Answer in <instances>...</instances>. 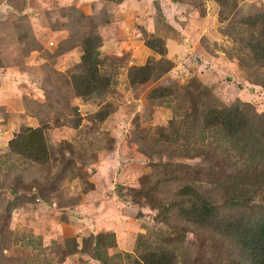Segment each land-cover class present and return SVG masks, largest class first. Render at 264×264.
<instances>
[{
	"label": "rangeland",
	"instance_id": "374dc122",
	"mask_svg": "<svg viewBox=\"0 0 264 264\" xmlns=\"http://www.w3.org/2000/svg\"><path fill=\"white\" fill-rule=\"evenodd\" d=\"M262 11L264 0H0V264H104L99 234H113L100 248L113 261L134 257L145 241L177 264H248L228 237L174 214L163 222L135 190L164 177L154 162L205 165L162 143L174 114L168 101L149 99L151 90L196 80L223 105L241 100L264 112V68L232 32L238 18ZM92 32L108 85L76 95L71 78L83 71L82 39ZM153 37L172 66L131 84L132 66L160 58L145 44ZM23 125L44 127L47 162L10 148ZM167 187L158 195L171 201L177 188ZM171 233L182 240L170 245Z\"/></svg>",
	"mask_w": 264,
	"mask_h": 264
},
{
	"label": "trees",
	"instance_id": "16d2710c",
	"mask_svg": "<svg viewBox=\"0 0 264 264\" xmlns=\"http://www.w3.org/2000/svg\"><path fill=\"white\" fill-rule=\"evenodd\" d=\"M220 1L222 5L227 3V0ZM221 14H224L223 9ZM234 24V38L248 49L258 67L264 68V11L238 18ZM248 28L249 33H241ZM100 41L95 32L82 39L83 71L71 78L76 95L101 93V88L108 85L106 76L99 73ZM145 44L160 58L130 68L129 81L134 85L142 84L172 66L161 38L146 39ZM177 85L181 84L160 85L149 94V99L168 101L167 105L173 110V119L162 128L161 135L165 137L162 143L166 142L172 153L184 147L185 156H199L205 165L154 162L153 174L162 172L164 177L153 188L141 184L135 192L159 210L157 217L163 222L174 214L189 225L228 237L248 264H264V112L256 111L250 103L241 100L223 105L212 89L196 80L180 88H176ZM171 97H176L175 105L170 104ZM191 130L198 138L192 137ZM180 137L189 139L184 143L178 139ZM9 146L35 163L49 160L42 126L23 125L10 139ZM149 178L150 175L145 176V181ZM171 185L177 191L171 201H166L158 193ZM21 189L14 191L12 188V194L18 197ZM171 234L167 239L170 245L182 240ZM104 239L108 245L113 244L114 236L99 234L95 238V252L99 259H104V264H177L176 257L167 248L157 243L150 246L145 241H139L143 248L139 246L134 257L127 253V261H113L100 251Z\"/></svg>",
	"mask_w": 264,
	"mask_h": 264
}]
</instances>
